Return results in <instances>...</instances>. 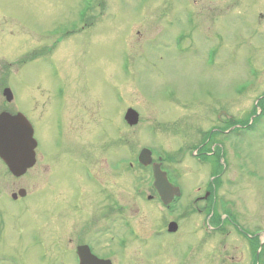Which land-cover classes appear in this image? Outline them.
Here are the masks:
<instances>
[{
  "label": "rangeland",
  "instance_id": "rangeland-1",
  "mask_svg": "<svg viewBox=\"0 0 264 264\" xmlns=\"http://www.w3.org/2000/svg\"><path fill=\"white\" fill-rule=\"evenodd\" d=\"M3 107L38 147L23 177L0 161V264H264V0H0Z\"/></svg>",
  "mask_w": 264,
  "mask_h": 264
},
{
  "label": "water",
  "instance_id": "water-1",
  "mask_svg": "<svg viewBox=\"0 0 264 264\" xmlns=\"http://www.w3.org/2000/svg\"><path fill=\"white\" fill-rule=\"evenodd\" d=\"M9 94V90L5 91ZM126 121L131 125H136L138 115L129 110L125 116ZM36 142L32 138V129L22 115L9 117L7 114L0 116V158L6 164L9 171L20 177L33 167L35 163ZM139 161L144 166L151 164V155L147 150H143ZM154 188L159 195L162 204L169 205L174 197L180 195L179 189L173 188L167 180L166 174L160 170V165H153ZM169 232L176 231V225L170 224ZM78 256L80 264H110L109 261H101L92 256L87 248H79Z\"/></svg>",
  "mask_w": 264,
  "mask_h": 264
},
{
  "label": "flooded vegetation",
  "instance_id": "flooded-vegetation-1",
  "mask_svg": "<svg viewBox=\"0 0 264 264\" xmlns=\"http://www.w3.org/2000/svg\"><path fill=\"white\" fill-rule=\"evenodd\" d=\"M55 91H56L55 92V96H57L56 104L53 105V109L47 113L46 117H47L48 120H52V122H54V120H55L56 123H57V126L58 127H61L62 126L63 119L66 116L67 108H66V105L63 102L64 99L61 96V95H63V88L58 87V88L55 89ZM11 102H15V99L13 98V100ZM11 102H9V103H11ZM1 112H7V113L12 114V115H15L17 113H23L27 117V119L30 121V123L32 124V126H33L32 128H34V132H35V136L34 137L36 138V133L37 132H36V129H35V127H36L35 126V123L31 120V118L24 111L16 110L13 113H11L10 110L8 111L7 108L5 109V107H3V110ZM88 179L89 180H92L93 177L92 176H89ZM24 197H26V192H25V196ZM207 197H208V195H207ZM207 199L208 198L204 199V201H207ZM18 200H20V198H17L14 201H18ZM255 236H257V233H255ZM82 246H87V248H89L91 250L92 254H94L95 256H97L93 252L92 248L89 245H86V244L79 245L78 247H76V250L79 247H82ZM191 254H192V250H191ZM250 257L252 258V264H256L259 261L258 252L251 253Z\"/></svg>",
  "mask_w": 264,
  "mask_h": 264
},
{
  "label": "bare ground",
  "instance_id": "bare-ground-1",
  "mask_svg": "<svg viewBox=\"0 0 264 264\" xmlns=\"http://www.w3.org/2000/svg\"><path fill=\"white\" fill-rule=\"evenodd\" d=\"M39 71H42V72H45V70L43 69L42 70V68H40V70ZM43 131H44V128H43ZM48 132V130L46 129V133ZM34 136H35V132H34ZM47 137V135H45V137H43V138H46ZM48 137H49V135H48Z\"/></svg>",
  "mask_w": 264,
  "mask_h": 264
}]
</instances>
